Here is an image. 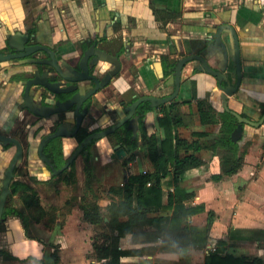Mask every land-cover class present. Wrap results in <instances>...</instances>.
Returning a JSON list of instances; mask_svg holds the SVG:
<instances>
[{"label":"crops","instance_id":"crops-1","mask_svg":"<svg viewBox=\"0 0 264 264\" xmlns=\"http://www.w3.org/2000/svg\"><path fill=\"white\" fill-rule=\"evenodd\" d=\"M225 24L238 34L242 66V84L228 96V104L244 115L255 117L254 113L264 105V0H0V53L16 51L15 45L24 43L42 44L55 49L64 71H76L77 77L82 73L97 77L100 87L90 96L92 102L86 118L92 121L100 118L103 111L122 109L123 101H135L146 94L158 97L172 94L177 64L185 56L201 55L213 69L220 70L224 67V52L216 44L215 31ZM222 37L228 47V65L222 73L225 77L233 73L232 81L224 85L232 87L237 81L232 29L224 28ZM46 55L47 52L38 51L28 57L0 61V134L18 138L25 144L32 122L43 115L44 107L55 110L49 114V126L60 122V128L71 131L76 123L79 98L91 90V84L96 86L89 77L64 84L48 82L47 67L38 61ZM181 82L177 100L191 99L181 106L189 119L188 125L179 127L181 134L189 140L218 138L222 134L221 123L203 124L197 100L191 97L195 91L196 97L205 99L217 115L223 112L219 77L208 72L199 59H191L183 65ZM151 106L143 123L149 133L155 131L162 139L164 129L159 118L165 106L154 101ZM113 122L114 118L107 119L102 127ZM135 126L132 128L136 129ZM246 129L237 142L239 154L244 153L243 165L237 173L213 179L212 163L217 156L211 158L214 150L207 148L198 152L207 162L180 178V186L193 193L182 207L204 205V210L184 216L183 223L204 229L212 217L206 242L199 246L188 244L178 250L166 248L162 237H153L155 228L145 225L136 229L135 234L120 238L119 248L140 251L122 256L121 264H206L207 257L217 249L221 254L264 259V124L247 125ZM197 132L208 134L199 137ZM65 140L72 143L69 138ZM115 142L111 135L99 137L92 148V166L86 165L79 155L73 166L52 173L51 179H36L19 167L13 172L0 220V264L106 263V259L95 256V225L86 221L81 208L90 193L93 199L97 197L95 188L99 185L92 176L97 170L100 173L101 166L96 164L103 163L115 174L122 171L121 164L125 169L122 180L111 182L107 177V189L123 184L129 172L153 170L151 160L139 147L128 150L123 158L117 157ZM16 149L14 142L0 139V200ZM57 160L58 169L66 163L65 158L58 156ZM134 160L138 168L135 171L131 169ZM67 176L70 183L65 180ZM173 183L171 177L163 180L164 203L168 193L174 191ZM22 184L31 186L40 200L51 191L63 192L62 188L67 186L81 187L83 193L65 200L64 208L53 205L56 219L49 221L45 216L38 221L22 201ZM44 209L47 215L49 209Z\"/></svg>","mask_w":264,"mask_h":264},{"label":"trees","instance_id":"trees-1","mask_svg":"<svg viewBox=\"0 0 264 264\" xmlns=\"http://www.w3.org/2000/svg\"><path fill=\"white\" fill-rule=\"evenodd\" d=\"M186 102L191 101H176L164 107L163 116L159 118V125L164 129L162 139L156 132L149 133L142 119L141 143L138 145L136 139L129 143L131 148L139 146L144 155L149 157L153 170L129 172L123 184L111 185L107 189L111 202L107 205L106 211H103L99 204V197L85 199L81 203L86 221L101 227L95 234L94 249L97 258L106 259L105 264H121L122 256L139 254L138 249L119 248V240L129 233L135 234L136 229L145 225L155 228L153 237H162V245L166 248L178 250L188 244L199 246L206 242V232L211 227L212 217H209L208 225L204 229L183 223L184 216L204 210V205L182 207L183 202L193 193L187 192L180 186V178L186 171L207 162L198 153L203 149L214 151L223 149L212 163V178L215 180L225 174L237 173L243 165L244 153L239 154V145L231 136L237 120L235 115L227 110L217 115L213 107L202 98L197 100L201 122L213 125L220 122L222 134L213 140L200 138L189 140L182 135L179 127L189 124L188 117L181 111L182 104ZM147 109L151 108L146 106L145 110ZM86 134L87 131L81 128L71 141L77 145ZM195 134L200 137L206 136L208 132ZM167 177L173 179L175 188L168 193L167 202L164 203L163 180ZM65 180L71 182L68 176ZM20 187L23 188L21 198L29 214L38 221L44 219L46 211L35 190L27 184H22ZM167 210L172 212L166 215H151ZM224 242L219 241L221 244ZM55 258H57L56 254ZM206 264H264V259L221 254L220 249H217L207 257Z\"/></svg>","mask_w":264,"mask_h":264},{"label":"flooded vegetation","instance_id":"flooded-vegetation-1","mask_svg":"<svg viewBox=\"0 0 264 264\" xmlns=\"http://www.w3.org/2000/svg\"><path fill=\"white\" fill-rule=\"evenodd\" d=\"M237 36H238V34H237ZM238 39H239V37H238ZM234 41H235V39H234ZM239 44H240V42H239ZM31 45L35 46V45H40V44L31 43ZM31 45H28V47L31 46ZM49 49L51 51H48ZM26 51L28 53L29 50L26 48V49H24L22 51H18L16 49V51L13 50V51H9V52H6V53L2 52V53H0V61L8 60V59L9 60H14V58L28 57V55H33L34 53H36L38 51H45V52H47V55L45 57H43V58L38 59V61H40L41 63L45 64L46 67H47V70L49 72V75H48L49 76L48 77L49 81L48 82H50L52 84L58 83V82L64 84L65 82L69 81L70 78L77 77L76 76L77 75L76 71H74V72H70L68 70L64 71V69L62 68V62H61L62 60H61V58L59 56H57L55 49H52V48H48L47 50H45V49H37V50H34L33 52H31L29 54L26 53L25 55L20 56V57H17V56L16 57H11V58L10 57L9 58L1 57L2 55H10L12 53H22V52H26ZM164 59L165 58L163 57L162 61H164ZM54 60H56L58 65H55ZM47 61H49V62H47ZM224 62H225V57H224ZM119 68H120V65H119ZM167 73H168V71H167ZM79 75L80 76H84L83 73L79 74ZM232 76H233V73H232V75H228V77H226V81H232ZM174 78H175V80H174L175 83H174V90H173L172 94L166 95L164 97H158V96H155L153 94H146V95L141 96L139 98L150 97L151 96V97H155L157 99H163V98L171 97L169 100H166V101H154V102H158V103L160 102L161 106L170 105L171 103L179 101V100H177L178 99L177 97H178V93L180 91L182 82H181V78H180L179 87H178V84L176 83V79H177L176 71H175ZM236 78H237V70H236ZM226 81H224L223 84H226L227 83ZM241 84H242V82H241ZM241 84H240V86H241ZM240 86L238 87V89L240 88ZM57 87H58V85H57ZM93 87H94V85L91 84V86H90L91 90L93 89ZM91 97H89L83 104V107H82L83 113L80 115V117H81L80 125L78 126L77 122H76L75 125L73 126V128L71 129V131H67L64 128H61V131L69 132V133L75 132V134H76L81 128H83V129H85L87 131V134L85 136V137H87L88 135H90V134H92L94 132L100 131L102 129L111 128L115 124L117 125L123 119H125V117L127 116V119H126L124 124H121L120 126L115 128L114 130H112V131H110L109 133L106 134V135H111L114 138V140L116 141L115 142L116 146L114 148L115 149L114 151H115V154L117 155V157L123 158L128 153V150L131 151L134 148V147L133 148L130 147L131 145L129 143H131V141L136 139L137 140V144L138 145L140 144L139 140H140V136H141V132H140L141 120L144 118V114L146 112L150 111L153 108L151 106V101L152 100L151 99H145V100L141 101L133 112H131L129 110V108L139 98H137L135 101H133V100L132 101L131 100L130 101L129 100L123 101L122 109L121 108L118 109V107H117V108H113V109H110V110H107V111H103V113H102L100 118L98 117L97 120L89 121V120H86V118L89 116L88 115L89 107H90V104L92 102V98ZM191 98H193V99L195 98L196 100L199 99V98L196 97V92L195 91H194V94H193V96ZM190 101H191V99H190ZM227 102H228V99H227ZM146 106L150 107L151 109L145 110ZM261 108H262V110H260L257 113H254L255 117L247 115V114H245V115L248 116L249 118L253 119V120L258 121L261 118V116L264 114V105H262ZM224 109H225V106H224ZM54 111L55 110L53 108L47 109L46 107H44L43 115H41V117H39L37 120L32 122L31 129H30V132H29V136H28V138H26V144L24 143V141L22 143L21 142L22 140L20 141L17 138V140L22 145V151H24V153H23V158H22L21 165L19 164V166H18V164H17L18 161H19L18 160L16 165H15V167H14V169H13V172L16 171V169H18V167H19V168L22 169V171H24L26 173V175L33 176L36 179H42L44 177H45V180L51 179V178L54 177V176H52L53 175L52 174L53 173V169L51 168V165L49 164L47 159L56 168H58V166H57L58 164H56L57 161H58L57 160L58 156L60 158H65V161H64V163H65L69 159V157L71 155H73L75 150L80 146V143L83 140L77 145H75L73 143V141H72V143H70V142H68V140H65L66 138L72 139L73 136L75 135L74 134L73 136H57L56 138L55 137L51 138L46 143H44L42 148H41V145H42V142H43L44 138L46 136L50 135L51 133L59 130V128H60L59 127L60 126V122L58 124H55V123L53 124L52 123L50 126H49V124H47V122L49 120L48 119L49 118V114L53 113ZM111 118H114V122L109 124V125H107L106 127H102L103 126L102 123L104 121H106L107 119H111ZM135 119H137L138 124H139V126L137 125V127L135 126ZM237 125H238V119L235 121V128L237 127ZM243 125L246 128V126L249 125V124L243 123ZM132 126H135V128L138 130V132L136 131V129L132 128ZM97 140H98V138H93L91 141H89L87 144H85L83 146L82 150L80 151V153L70 163V165H72L75 162V160L78 158V156L80 155V156L83 157L86 165L92 166L93 163H94L92 161V157H93L92 148L96 145ZM56 141H58V142L56 144H54ZM236 142H238V141H236ZM137 147H139V146H137ZM17 148H18V146H17ZM120 148H124L125 149V153H123L122 156H119L117 154V151ZM69 149H70V151H69ZM16 152H17V149H16ZM16 152H15V154H16ZM41 152H42V154H41ZM123 162H125V161L123 160ZM59 168H60V166H59ZM11 179H12V177H11ZM3 212H4V210H3ZM2 215H3V213H2ZM2 217L3 216H1V218Z\"/></svg>","mask_w":264,"mask_h":264},{"label":"water","instance_id":"water-1","mask_svg":"<svg viewBox=\"0 0 264 264\" xmlns=\"http://www.w3.org/2000/svg\"><path fill=\"white\" fill-rule=\"evenodd\" d=\"M224 28H231L232 29V33L234 35V39H235L237 81H236V84L234 86H232V87H227V86H225L223 84L224 81H226V77L223 75L222 72L224 70H226L227 65H228V48H227L226 42L224 41V39L222 37V31H223ZM25 44L26 43H24L23 45H20V46L15 45V47L17 48L18 51H22V50L27 48L29 50L28 53H27V51L26 52H22V53H12L10 55H2L1 57H6V58H9V57L11 58V57H16V56L20 57V56L25 55L26 53L29 54V53L33 52L34 50H37V49H45V50H47L49 48V47H47L45 45H42V44L35 45V46L31 45L29 47L27 45H25ZM216 44L218 46H220L222 48L223 52H224V57H225L224 67H222L220 70H215V69H213L211 67V65L206 60V58L201 56V55L194 54V55L185 56L182 59H180L178 65H177V68H176V75H177L176 83L178 84V87H179V82H180V78H181V70L183 68V65H184L185 62H187L188 60H191V59H199L203 63L204 68L208 72H210L213 75H216L217 77H219V87L222 89L221 96H222V99L224 101L225 109L227 111H230L231 113H233L238 119V125L232 131V134H231L233 141L236 142V141H239L242 138L243 134L247 131V129L244 127L243 123L249 124L251 126L259 127L262 124H264V114L261 116V118L258 121H256V120H253V119L249 118L248 116L243 115V114L239 113L238 111H236L234 109H231L229 107L228 102H227L228 96L232 95L238 89V87L240 86V84L242 82V78H241L242 77V66H241L240 45H239V39H238V36H237V33H236L235 29L233 27H231L230 25H228V24L220 25L217 28V30H216ZM48 51H51V50L49 49ZM47 62H49V61H47ZM54 63H55V65H58L56 60H54ZM88 77L93 79L96 82V86L92 90H89L85 95H82L79 98L78 102H77L75 110H76V122H77L78 126L80 125V120H81L80 115L83 113V110L81 111L82 105L100 87V82H99V79L97 77L92 76V75H89ZM88 77L79 76V77L70 78L69 80H71V81H80V80L88 78ZM170 98L171 97H167V98H163V99H157V98L151 97V96L150 97H142V98H139L138 100H136L133 103V105L129 108V110L131 112H133L136 109V107L138 106V104L141 101L145 100V99H151L152 101H166V100H169ZM126 119H127V116L125 117V119H123L117 125L115 124L111 128L102 129L100 131L94 132V133L88 135L87 137H85L83 139V141L80 143V146L75 150L73 155H71L69 157V159L66 161V163L64 164L63 167L58 169L47 159V161L51 165V168L53 169V173L55 174V173L62 172L76 158V156L80 153V151L82 150V148H83V146L85 144H87L93 138H99L101 136L106 135L107 133H109L110 131L114 130L115 128H117L121 124H124ZM135 122H137V120H135ZM74 134H75V132H73V133L63 132V131H61V128H59V130L51 133L50 135H48V136H46L44 138V140L42 142V145H41V148H42L43 144L46 143L51 138H54V137H57V136H73ZM0 139L4 140V141L15 142L17 144V146H18L17 152L14 155V157H13L11 163H10V166H9V168L7 170V175H6V178H5V181H4V188H3L2 195H1V200H0V219H1V216H2V213H3V210H4V206H5L7 193H8V190H9L11 177L13 175V169H14L17 161L21 157L22 145L17 139L9 137L7 135L0 134ZM123 153H125V149L124 148L118 149L117 154L119 156H122ZM41 154H42V152H41Z\"/></svg>","mask_w":264,"mask_h":264},{"label":"rangeland","instance_id":"rangeland-1","mask_svg":"<svg viewBox=\"0 0 264 264\" xmlns=\"http://www.w3.org/2000/svg\"><path fill=\"white\" fill-rule=\"evenodd\" d=\"M257 150H258V148H257ZM222 151H218V152L212 151L211 158L218 156L219 154L222 153ZM102 165H104V164L103 163H97L96 164V166H101V169H100V173L97 170V173L93 174L92 178L93 177L94 178L92 180L94 181V183H97L96 185H99L98 188H95L96 189L95 195L100 198L99 203L102 205L103 211H106L107 210L106 207L109 204L110 200H109V196H108V192H107L108 191L107 190V187H108L107 184L108 183L105 182V180L107 179V177H109V181H111V182L122 180V178L124 176V170L125 169L123 168V165L121 164L120 168L122 169V171L115 174L113 171L107 170L106 166H102ZM131 169L133 171L138 169L137 168V162H135V160L133 161V164L131 165ZM85 176H86V171L84 174L81 175L82 182H84ZM62 189H63V192H61V193H59V190H58V192L57 191H51V192L43 195V200H41V202H42V205L44 207L49 209V212L46 215V218L49 221L56 219L54 214L56 215L57 212L55 211V209H53V208H55V206H53V205H56L60 209L64 208L66 206V203L64 204L65 200H67L68 198L73 197V196L77 197L78 195H82V193H83V188H81V187L80 188H73V187L67 186V187L62 188ZM91 198H92V193H90V196L87 199H91ZM18 202H19L18 199H16L15 203L18 204ZM74 206H77V202L75 203ZM64 211H65V209H64ZM100 229H101V227L95 226L94 233L96 234L98 231H100Z\"/></svg>","mask_w":264,"mask_h":264},{"label":"built area","instance_id":"built-area-1","mask_svg":"<svg viewBox=\"0 0 264 264\" xmlns=\"http://www.w3.org/2000/svg\"><path fill=\"white\" fill-rule=\"evenodd\" d=\"M144 172H146V171H144ZM149 184H151V183H149Z\"/></svg>","mask_w":264,"mask_h":264}]
</instances>
